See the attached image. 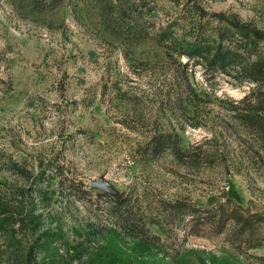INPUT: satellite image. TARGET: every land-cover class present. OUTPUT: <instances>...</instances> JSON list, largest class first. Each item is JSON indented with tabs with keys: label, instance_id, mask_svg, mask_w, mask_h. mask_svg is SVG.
<instances>
[{
	"label": "rangeland",
	"instance_id": "1",
	"mask_svg": "<svg viewBox=\"0 0 264 264\" xmlns=\"http://www.w3.org/2000/svg\"><path fill=\"white\" fill-rule=\"evenodd\" d=\"M214 13L264 30V0H0V264H264V140L238 118L256 84L159 37L210 32ZM160 132L183 159L148 154ZM123 196L163 227L133 232ZM165 198L263 221L250 241L192 229Z\"/></svg>",
	"mask_w": 264,
	"mask_h": 264
},
{
	"label": "trees",
	"instance_id": "2",
	"mask_svg": "<svg viewBox=\"0 0 264 264\" xmlns=\"http://www.w3.org/2000/svg\"><path fill=\"white\" fill-rule=\"evenodd\" d=\"M201 13L204 11L201 10ZM212 15L218 19V25L210 32L196 27L192 34L181 35L176 30L166 29L159 37L162 42L167 40L164 43L177 56L187 57L186 64L193 61L195 65L203 66L212 76L223 73L238 82L255 83V88L240 101L246 104V110L238 118L250 133L264 140V30L252 23L242 22L237 17L225 20L224 13ZM147 151L156 157L171 153L178 159H183L186 153L180 146L178 136L169 132L154 134L148 142ZM70 187H75V184L70 182ZM112 201V213L136 234L148 236L146 226L163 227L161 221L153 219L142 228L141 221L135 217L129 196L116 197ZM159 207L166 220L187 219L186 223L192 229L205 227L210 231L216 230L218 234L231 225L237 238L246 235L248 241L254 239L257 227L263 221L262 216L245 215L238 209L228 210L222 205L203 208L179 198L162 199ZM154 237L160 239L159 236Z\"/></svg>",
	"mask_w": 264,
	"mask_h": 264
}]
</instances>
